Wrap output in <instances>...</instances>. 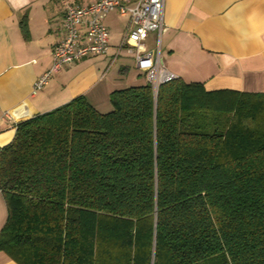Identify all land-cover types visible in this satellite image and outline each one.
Segmentation results:
<instances>
[{
  "label": "trees",
  "instance_id": "16d2710c",
  "mask_svg": "<svg viewBox=\"0 0 264 264\" xmlns=\"http://www.w3.org/2000/svg\"><path fill=\"white\" fill-rule=\"evenodd\" d=\"M83 96L0 148L17 264H264V94L180 78Z\"/></svg>",
  "mask_w": 264,
  "mask_h": 264
},
{
  "label": "crops",
  "instance_id": "0c3cea01",
  "mask_svg": "<svg viewBox=\"0 0 264 264\" xmlns=\"http://www.w3.org/2000/svg\"><path fill=\"white\" fill-rule=\"evenodd\" d=\"M97 1L0 0V148L22 121L79 96L106 113L110 93L146 83L134 54L120 48L129 16L114 10L103 19L110 34L107 53L64 65L33 92L52 66V47L64 36L65 5ZM163 18L161 60L175 78L202 83L206 91L264 94V0H165ZM157 40L148 33L140 53L156 49ZM6 219L0 193V232ZM0 264L17 263L0 250Z\"/></svg>",
  "mask_w": 264,
  "mask_h": 264
},
{
  "label": "built area",
  "instance_id": "2783aa9c",
  "mask_svg": "<svg viewBox=\"0 0 264 264\" xmlns=\"http://www.w3.org/2000/svg\"><path fill=\"white\" fill-rule=\"evenodd\" d=\"M165 0H98L88 5L66 4L64 9V36L52 50V66L34 84L33 92L41 90L64 65L82 59L105 55L110 45V34L103 19L112 11L128 14L120 48L134 54L136 70L143 73L156 96L158 88L175 78L163 65L160 54V36L165 30ZM132 6L128 7V4ZM158 36L157 46L151 52L140 53L148 33Z\"/></svg>",
  "mask_w": 264,
  "mask_h": 264
},
{
  "label": "rangeland",
  "instance_id": "374dc122",
  "mask_svg": "<svg viewBox=\"0 0 264 264\" xmlns=\"http://www.w3.org/2000/svg\"><path fill=\"white\" fill-rule=\"evenodd\" d=\"M85 1V0H84Z\"/></svg>",
  "mask_w": 264,
  "mask_h": 264
}]
</instances>
